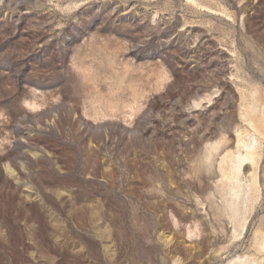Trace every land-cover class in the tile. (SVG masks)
I'll return each instance as SVG.
<instances>
[{
    "label": "rangeland",
    "instance_id": "1",
    "mask_svg": "<svg viewBox=\"0 0 264 264\" xmlns=\"http://www.w3.org/2000/svg\"><path fill=\"white\" fill-rule=\"evenodd\" d=\"M0 264H264V0H0Z\"/></svg>",
    "mask_w": 264,
    "mask_h": 264
}]
</instances>
